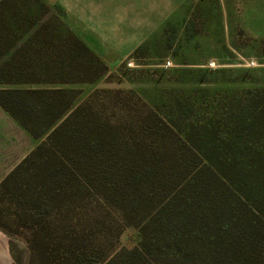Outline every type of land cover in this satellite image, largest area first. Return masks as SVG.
<instances>
[{"label":"trees","instance_id":"obj_1","mask_svg":"<svg viewBox=\"0 0 264 264\" xmlns=\"http://www.w3.org/2000/svg\"><path fill=\"white\" fill-rule=\"evenodd\" d=\"M0 22V83H19L37 68L22 64ZM58 48L59 66L45 73L92 72L76 47ZM63 94L0 88L1 108L35 138L47 134L0 182V226L8 231V217L22 229L31 262L264 264L263 102L199 117L177 98L171 114L115 117ZM113 223L137 226L140 242L113 251Z\"/></svg>","mask_w":264,"mask_h":264},{"label":"rangeland","instance_id":"obj_2","mask_svg":"<svg viewBox=\"0 0 264 264\" xmlns=\"http://www.w3.org/2000/svg\"><path fill=\"white\" fill-rule=\"evenodd\" d=\"M1 2L0 18L7 19L14 50L22 49V64L38 73L0 88L61 89L73 107L92 98L115 117L124 108L171 114L177 98L199 117L230 114L244 99L264 104V0ZM59 46L64 55L65 48L76 47L79 61L94 66L92 72L73 70L76 64L63 56L61 65L71 63L72 73H45L59 66L54 60ZM29 134L0 107V182L47 136ZM5 203L1 206L8 207ZM2 221L8 231L0 226V264H51L39 257L31 262L22 229L8 217ZM129 225L113 223L120 231L112 234L113 251L140 242L138 227Z\"/></svg>","mask_w":264,"mask_h":264},{"label":"crops","instance_id":"obj_3","mask_svg":"<svg viewBox=\"0 0 264 264\" xmlns=\"http://www.w3.org/2000/svg\"><path fill=\"white\" fill-rule=\"evenodd\" d=\"M1 109H3V108H1ZM3 110H4V109H3ZM4 111H5V110H4ZM6 113H8V112H6ZM8 115H10V114L8 113ZM10 116H11V115H10ZM11 117H12V116H11ZM12 119H14V118L12 117ZM14 120H15V119H14ZM15 121H16L18 124H20L17 120H15ZM20 125H21V124H20ZM21 126H22V125H21ZM22 127H23V126H22ZM23 128H24V127H23ZM24 129H25V128H24ZM25 130L28 131L27 129H25ZM28 133H29V132H28ZM29 135H30V134H29ZM30 136H31V135H30ZM33 149H34V147H33L31 150H29V151L25 154V156H24L20 161H18L17 163H15V165H13V167L10 169V171H11V170H12V169H13L18 163H20V162L26 157V155H27L28 153H30ZM10 171H9V172H10ZM9 172H8V173H9ZM8 173H7V174H8ZM7 174H6V175H7ZM6 175H5V176H6ZM5 176H4V177H5ZM4 177H3V178H4ZM3 178H2V179H3ZM2 179H1V181H2Z\"/></svg>","mask_w":264,"mask_h":264},{"label":"bare ground","instance_id":"obj_4","mask_svg":"<svg viewBox=\"0 0 264 264\" xmlns=\"http://www.w3.org/2000/svg\"><path fill=\"white\" fill-rule=\"evenodd\" d=\"M1 242H3L4 244H5V246L7 247V243H6V239L5 238H3V241H1ZM5 246H4V249H5ZM7 250V249H6ZM5 252V251H4Z\"/></svg>","mask_w":264,"mask_h":264},{"label":"flooded vegetation","instance_id":"obj_5","mask_svg":"<svg viewBox=\"0 0 264 264\" xmlns=\"http://www.w3.org/2000/svg\"><path fill=\"white\" fill-rule=\"evenodd\" d=\"M5 253V252H4Z\"/></svg>","mask_w":264,"mask_h":264}]
</instances>
